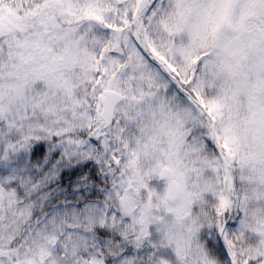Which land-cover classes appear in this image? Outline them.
I'll return each mask as SVG.
<instances>
[{
    "label": "snow or ice",
    "instance_id": "1",
    "mask_svg": "<svg viewBox=\"0 0 264 264\" xmlns=\"http://www.w3.org/2000/svg\"><path fill=\"white\" fill-rule=\"evenodd\" d=\"M0 264H264V0H0Z\"/></svg>",
    "mask_w": 264,
    "mask_h": 264
}]
</instances>
